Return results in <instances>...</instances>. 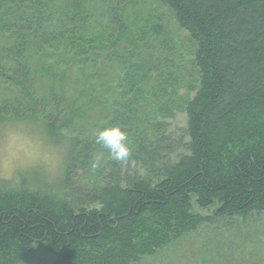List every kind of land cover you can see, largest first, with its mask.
I'll list each match as a JSON object with an SVG mask.
<instances>
[{"label": "trees", "instance_id": "trees-1", "mask_svg": "<svg viewBox=\"0 0 264 264\" xmlns=\"http://www.w3.org/2000/svg\"><path fill=\"white\" fill-rule=\"evenodd\" d=\"M169 20L187 72L160 62ZM0 89V111L43 113L76 149L64 199L0 187V264L35 249L138 264L201 228L264 219V0H0ZM112 124L131 157L90 177L92 132Z\"/></svg>", "mask_w": 264, "mask_h": 264}, {"label": "clouds", "instance_id": "clouds-1", "mask_svg": "<svg viewBox=\"0 0 264 264\" xmlns=\"http://www.w3.org/2000/svg\"><path fill=\"white\" fill-rule=\"evenodd\" d=\"M73 135L54 128L43 113L0 111V187L64 199L63 181L76 151ZM92 136L99 149L83 160L90 177L95 178L108 160L123 163L131 157L133 143L125 126L97 128Z\"/></svg>", "mask_w": 264, "mask_h": 264}, {"label": "rangeland", "instance_id": "rangeland-1", "mask_svg": "<svg viewBox=\"0 0 264 264\" xmlns=\"http://www.w3.org/2000/svg\"><path fill=\"white\" fill-rule=\"evenodd\" d=\"M146 8L148 7L146 6ZM160 11L162 14L165 12L162 9ZM165 28L166 35L161 45L164 53L161 55L160 62L166 61V65L173 66V60H175L181 70L183 68L184 71H189L185 33L178 31L172 20L168 21ZM42 88L46 87L41 86L37 89L40 95L44 92ZM177 93L178 97H182L184 92L180 89ZM98 107L97 109H99ZM174 115L173 122L166 121L167 124H170L171 130L176 126L183 127L185 123L182 113L175 111ZM64 130L66 131V129ZM77 176L78 178L73 181L74 185L77 180H85L80 178L79 174ZM195 212L209 215V213L198 210ZM235 226L225 228L215 225L201 228L196 233L169 245L168 248L138 264H264V219L251 223L249 226ZM52 262L53 257L47 252L35 249L22 264H52Z\"/></svg>", "mask_w": 264, "mask_h": 264}]
</instances>
